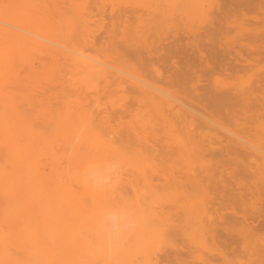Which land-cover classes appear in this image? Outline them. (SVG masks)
<instances>
[{
	"label": "rangeland",
	"instance_id": "374dc122",
	"mask_svg": "<svg viewBox=\"0 0 264 264\" xmlns=\"http://www.w3.org/2000/svg\"><path fill=\"white\" fill-rule=\"evenodd\" d=\"M71 1L15 0L16 7L19 3L22 4H19L20 12L24 9L29 20L33 17L31 24L33 22L37 29H44V32L54 35L61 31L58 32L59 36L56 35L57 38L73 43L77 41L76 45L79 48L84 46L77 33L82 31L81 25L83 28L88 26L90 30L88 37L92 42L85 46L84 50L102 60L110 71L114 69L109 68L107 64L113 66L116 62L113 53L110 52L111 46L122 43L124 40L122 30L128 34L136 29L138 31L136 33L143 35L145 40L138 43L141 45L142 54L147 56L148 49L155 47L156 49L153 48L156 50L155 56L159 55V59L153 58L143 65L132 61L127 65L128 70L142 74H157L158 69L162 75L179 71L183 74V79L182 83L170 88L174 96L187 102L200 113L208 115L211 112L221 125L240 132L241 135H247L257 146H264V0H76L77 3L75 0ZM16 9L15 12H19ZM68 15L74 16L69 19ZM61 17L65 19L62 20ZM73 18L78 19V22H75L76 26L80 27L75 28ZM39 19L44 20L41 22L42 25ZM64 23L66 25H63ZM66 31L68 35L64 34ZM33 53L29 52V55L27 53L24 57L16 55L9 68L11 72L0 77V93L11 99L13 108L19 116L32 122L31 129L48 137L45 140L48 143H45L43 150L40 149V154H37L41 168H45L40 164L43 160L44 164L47 161L49 163L50 152H61L60 141L54 138L52 130H49L50 127L45 125L43 120L50 114L55 117L54 111L60 109L61 112V108L64 109L63 102L73 110L76 109L74 106L76 102L83 107L89 106L93 110V118L99 113L98 116L109 119L108 125L111 126V130H115L114 134L125 129L132 121L133 117L128 112L121 115L107 113L112 102L121 99L119 101L122 103L126 97L122 100L120 92L113 95L108 93L109 88H103L102 79L94 80L74 75L69 66L58 74L57 70L48 72L45 53L37 52L35 55ZM22 57L27 58L23 61ZM166 58L167 61L174 60L177 67L164 62ZM196 75L200 76L199 79ZM79 79L82 81L76 82ZM64 87L67 89L64 90ZM69 88L73 97L68 91ZM234 92L236 95L239 94L238 104L241 105L237 107L240 108L246 99L250 107L247 115L252 113L247 119L243 118L246 114L241 113V108L236 107L240 114L238 113L239 118L235 123L225 116L227 108L214 112L210 103L212 102L210 97L215 93L233 95ZM67 99L70 100L67 102ZM127 100L131 101L128 97ZM115 109L118 110V107ZM42 110L44 112H41ZM2 112L0 108V113ZM193 113L196 120L194 128H198L194 129V132L212 135L210 139L201 137L204 139L201 143L203 144L201 158L176 157L172 163L163 157L161 161L157 158L155 162L149 160L141 164H128L125 167L114 165L112 169L106 171L113 177L115 190H120L107 199L91 197L89 187L80 181L74 185L79 197L75 210L80 230H0V264H176L164 259L166 254H172L176 250H182L180 251L182 258L191 264L207 262L250 264L247 250L250 247H262L264 230H233L235 235L238 233L236 235L238 237L232 243L235 251H230L222 244L212 241L206 230H198L194 221L199 219V215L188 217L191 215L187 209L190 204L198 205L201 198L205 199L208 194L218 197L228 191L227 182H230L228 175L218 170L225 166L240 176L244 165L239 157L241 161L245 160L244 155L250 150L234 146L229 139L232 136L230 133L208 122L198 112ZM205 122L211 124L210 127L206 126ZM214 135L216 136L213 139ZM158 139L155 141L157 147L163 144L161 141L158 145ZM231 147L236 149H233L235 152ZM201 162L205 166L212 163L213 166L219 167L215 170V177L208 171L198 170L202 166ZM47 168L49 169V166L45 168L46 171ZM94 175L90 181L91 184L94 183L90 186L91 189L98 187L95 181L99 180V176ZM243 176L241 175L244 182L251 185L254 178L246 174ZM221 179L224 181L226 179L224 185ZM252 201L256 200L247 195L245 205L239 204L236 209L239 211L241 206L240 210L244 208L241 211L247 210L249 213L252 209L248 207ZM184 218L185 221L191 222L182 230H172L171 223ZM99 221L108 223V229L83 230L84 226L91 225L94 228L95 224L100 225ZM256 257L254 255L251 258Z\"/></svg>",
	"mask_w": 264,
	"mask_h": 264
},
{
	"label": "bare ground",
	"instance_id": "6f19581e",
	"mask_svg": "<svg viewBox=\"0 0 264 264\" xmlns=\"http://www.w3.org/2000/svg\"><path fill=\"white\" fill-rule=\"evenodd\" d=\"M75 2L77 3L76 0ZM16 4L15 0H7V2L0 0V77L11 72L9 68H11V62L16 59V55L24 57L27 53L29 55V52H44L46 55L44 58L47 57L48 72L49 70H57L58 74L69 66L74 71V75H81L94 80L102 79L104 82L103 88H109L108 93L110 92L113 95L120 92L122 95H120V98L123 97L122 100L124 97L127 100L128 97L131 101L127 100L128 102H126L125 100L121 103L119 101L121 99H117L116 102H112L109 107L110 111L107 113L109 115H121L123 112H128L133 119L125 129L114 134L115 130H111V126L109 127L108 125L109 119L98 116L99 113L93 118V110L89 106L83 107L79 102H76L74 105L76 109L73 110V108L70 109L66 102H63L64 106L59 103L60 106L64 107V109L60 107L61 112H59L60 109L52 111L53 114L55 113V117L50 114L45 120L42 119L43 123L50 127L49 130H52L54 138L60 141L59 148L61 149L60 153L50 152L49 163L47 161L44 164V160L40 163L45 168L49 166V169L47 168L48 171H46L45 168L43 169L39 165L40 161L37 154L40 149L43 150L42 147H45V143H48L47 141L45 142L48 137L46 138L40 132L31 129L32 122L26 121L19 116L13 108L14 104L11 99L0 93V108L3 110L0 113V230H80L75 210L79 197L74 189V185H77L80 181H83L89 187L88 190L91 197L107 199L108 196H114L120 190H115L116 186L115 183L113 184V177L109 176L110 173L108 174L106 171L112 169L114 165L125 167L128 164H141L149 160L155 162L157 158L160 160L163 157L164 160L172 163L176 157L197 159L198 156L200 157L203 154L201 148L203 144L201 143H203L202 140L204 139H201V137L210 139L212 135L196 134L194 132L196 120L193 112L195 111L208 122L217 125L228 132V134L230 133L232 136L229 139L234 146L250 149L244 155L245 160L241 161V157H239L240 159L236 157V159L238 158L240 162H243L244 166L241 168L243 174L252 176L254 179H252L251 185L247 184L242 179L244 177L242 172L240 173L241 177L232 169H227L225 166L224 168L220 167L218 171L228 175V181L230 182H227V186L229 188L225 185L228 191L219 193L218 197L208 194L205 199L201 198L198 205L195 202V204H190L187 209L191 212V217H188L193 218L199 215V219L194 221L198 226V230H206L212 241L222 244L229 248L230 251L234 250L235 246L232 243L238 237H236L238 233L235 235L233 230H264V146H257L252 143L247 135H241L239 134L240 132L230 130L225 125H221L211 112V114L209 113L210 115L200 113L187 102L174 96L170 88L178 85V83L180 84V82L182 83L183 74L179 71L162 75L158 69H156L157 74H142L128 70L127 65L132 61H137V63L143 65L153 58L159 59V55L155 56V47H153L154 49H148L147 56L142 54L141 45L138 43L145 41L143 35L136 33L138 32L136 29L134 30L135 32L128 34L122 30L124 40L120 45H112L110 49L116 60L113 66L107 64L109 68L114 69L110 71L102 60L89 55L84 50L85 46L92 42L88 37L90 35L88 26L83 28V25L79 24L82 31L78 32L77 35L81 38L84 46L79 48L76 45L77 41L73 43L57 38L56 35L59 36L58 32L61 31H57V34L55 33L54 35L53 33L44 32V29H37L33 22L31 24L33 17L29 20L30 18L28 19V16H25L24 9L21 12L19 11L20 3L17 7ZM15 9L19 12L16 13ZM87 9L89 10V8ZM74 15H68V18ZM79 15L81 16V14ZM63 18L61 17L60 19L63 20ZM44 20L39 19L40 23ZM57 21L59 20L57 19ZM75 21L78 22V19L74 20L75 25L71 24L75 28L80 27L76 26ZM65 22L68 21L65 20ZM46 24L48 25V23ZM47 25L46 28L49 27ZM63 25L66 24L64 23ZM53 29L57 28L53 27ZM64 34L68 35L67 31ZM73 36H75V32ZM134 44L137 45L135 46ZM170 61H167L166 58L164 62L170 63L171 66H176L174 60ZM147 64L151 65V63ZM196 76L199 79L200 76ZM81 81L79 79L76 82L79 83ZM73 88L75 89L74 86ZM65 89L67 88L64 87ZM68 91L71 92L70 95L72 96V90L69 88ZM69 92L67 93L66 91L65 93L69 94ZM74 92L76 91L74 90ZM238 95L236 93L233 95L215 93L213 97L211 95L210 99L212 102L210 103L215 110L214 112H220L222 108H227L226 110L224 109L225 116L232 119L235 123L239 118V112L237 111V108H239L237 107L239 105ZM68 100L70 99H67V102ZM244 101L245 103H242L243 105L239 109L241 113L246 114L243 118L246 117L247 119L252 113L247 115L250 107L246 103L248 100L244 99ZM116 107H118V110L115 109ZM41 112H44V110ZM56 113L58 114L56 115ZM217 119L220 120L219 117ZM205 125L210 127L211 124L205 122ZM195 130H198V128ZM149 136L153 138H149ZM157 139L158 145L163 141V144H160L159 147L155 143ZM231 143L229 144L231 145ZM41 153L44 154L43 152ZM165 157L168 158L165 159ZM203 165L202 163L198 170L208 171L212 177H215V170L219 169V167L213 166L212 163L211 165H204V167ZM94 174L99 176V180L95 181L98 187H92L91 189L90 186L94 183L91 184L90 181L91 177L95 176ZM221 180L224 185L226 179L225 181ZM233 185L236 187H233ZM85 188L87 189V187ZM133 193L135 194V192ZM247 195L256 200L252 201L248 207L254 211L249 210V213H247V210H245L246 212L241 211L244 209L240 210L241 206L238 211L236 207L239 204L245 205ZM185 218L184 220L178 219L177 222H172L170 225L172 230H182L186 224L191 222L185 221ZM104 221L106 220L104 219ZM107 224L105 222L100 225L95 224L94 228L91 225L89 227L84 226L83 230H107ZM180 251L182 250L166 254L164 259L170 263L191 264L182 258ZM247 251L250 257V264H264V244L262 247H250ZM254 255L257 257L251 258ZM206 264L209 263L207 262Z\"/></svg>",
	"mask_w": 264,
	"mask_h": 264
}]
</instances>
